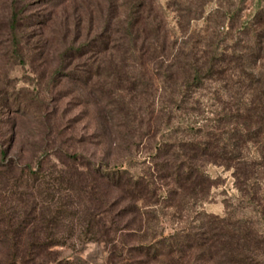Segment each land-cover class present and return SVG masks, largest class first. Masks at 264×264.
Masks as SVG:
<instances>
[{"label":"trees","instance_id":"obj_1","mask_svg":"<svg viewBox=\"0 0 264 264\" xmlns=\"http://www.w3.org/2000/svg\"><path fill=\"white\" fill-rule=\"evenodd\" d=\"M63 1L39 15L27 0H0V57L47 54L30 38L60 34L52 73L92 85L119 154L96 161L57 143L58 116L43 112L48 138L10 156L14 125L0 140V251L17 264L78 234L123 264H264V0L249 11L248 0ZM82 57L83 70L65 72ZM12 104L32 112L30 98ZM144 133L151 165L136 173L121 152ZM208 163L232 170L239 191L224 215L202 208L216 185ZM245 208L257 216L237 214Z\"/></svg>","mask_w":264,"mask_h":264},{"label":"rangeland","instance_id":"obj_2","mask_svg":"<svg viewBox=\"0 0 264 264\" xmlns=\"http://www.w3.org/2000/svg\"><path fill=\"white\" fill-rule=\"evenodd\" d=\"M27 1L31 3L30 11H35L39 15L48 13L49 0ZM55 1L60 2L61 0ZM67 1L69 0H64L63 3H67ZM164 1L160 0V2ZM250 1L248 0L245 4L247 11L251 7ZM214 5V2L209 3L207 12L212 10ZM60 7L58 5L57 12L63 15L62 7L61 9ZM170 18L173 19V14L170 15ZM203 25L204 19L194 22V27ZM33 28L34 25L29 30ZM30 40H32L33 47L38 48L43 44L50 46L48 53H40L41 51H36L39 50L36 49L34 53L32 52V56L25 60L15 57H0V140L8 144L12 138L11 128L15 125L18 130V138L14 145L12 144L10 156H27V148L31 144L44 142L43 139L48 138L49 122L39 118L43 112H54L58 116L59 120L56 123L62 127V137L58 139L57 143H64L67 148L82 151L83 154L92 156L96 161L105 156L111 158L118 156L115 139L109 133V127L104 125L99 114L101 104H99L100 100L92 85L82 83L72 77L73 75L69 78L64 74L54 76L52 73L59 63L58 53L62 47L60 34L50 35L49 32L43 33L42 30L37 29ZM86 60V57H82L71 63L69 61V67L64 69L65 72L71 68L83 70L82 64ZM95 79L92 78V82H97ZM24 97L30 98V111L32 112L19 115L15 112L18 107L12 103L16 99L20 100ZM14 114H18L16 119L13 117ZM148 140L144 133L137 139L139 145L134 146L131 155L121 152V158L127 156L124 159V164L136 173L151 165ZM47 143H50L48 139ZM206 170L215 179L216 185L212 189L209 200L203 204L202 208L208 212L224 215L226 212L225 201L231 200L238 203L239 200V191L235 186L232 170L213 163L206 164ZM237 214L257 216L252 208L239 209ZM161 219L166 233L172 232L175 225L172 219L167 216H162ZM79 237L76 234L65 245H57L45 250L41 258L35 257L34 252L29 250L22 254V258L17 264H61L60 261L62 264H66V261H69L70 264H123L120 257L109 254L106 243L81 240ZM10 254L0 251V262L11 264L13 257Z\"/></svg>","mask_w":264,"mask_h":264}]
</instances>
